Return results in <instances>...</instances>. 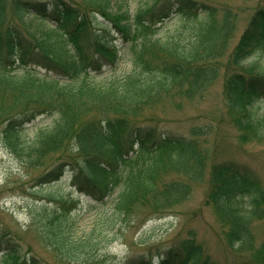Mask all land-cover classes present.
<instances>
[{"label":"trees","instance_id":"1","mask_svg":"<svg viewBox=\"0 0 264 264\" xmlns=\"http://www.w3.org/2000/svg\"><path fill=\"white\" fill-rule=\"evenodd\" d=\"M128 4L0 0L4 145L27 169L44 167L38 183L69 171L76 189L97 201L118 187V213L134 205L149 206L151 212L180 205L193 184L207 177L206 202L226 244L239 256L258 254L252 231L264 217L258 175L235 160L209 157L205 138L212 125L181 135L164 124L185 101L200 98L224 69L223 94L238 141L264 143V107L259 104L264 72L253 64L243 70L245 60L264 48V0H257L237 40L238 12L231 5L217 16L211 0H145L134 9ZM122 49L131 67L117 71ZM106 65L112 71L102 74ZM40 115L51 116V122L26 140L25 124ZM47 225L45 235L39 232L41 239L71 254L73 244L62 224ZM190 235L161 249L148 245L119 264H219ZM261 257L259 264H264ZM0 264L45 263L24 249L20 237L0 227ZM232 264L253 263L241 258Z\"/></svg>","mask_w":264,"mask_h":264},{"label":"rangeland","instance_id":"2","mask_svg":"<svg viewBox=\"0 0 264 264\" xmlns=\"http://www.w3.org/2000/svg\"><path fill=\"white\" fill-rule=\"evenodd\" d=\"M211 1L218 8L217 16L222 15L224 5L237 9V33L242 32L257 5V0ZM128 3L134 9L144 4L145 0H128ZM173 20L167 21L163 28L171 26ZM252 64L264 72V49L247 59L245 66ZM104 68L105 72H110L109 66ZM129 68L126 49H122L116 70ZM223 70L200 98L185 101L182 110L173 112L164 127L176 134L190 135L194 126L212 125L205 138L209 157L232 159L249 166L264 188V143L238 141L237 130L225 104ZM39 72H44V69ZM259 104L264 107V101ZM51 120V116H38L25 125L23 137L30 140L40 126ZM198 137L203 138L201 135ZM43 170L41 166L27 169L0 137V227L20 237L24 249L29 247L45 264H78L84 260H92L95 264H119L143 252L148 245L161 249L173 240L190 234L219 264H232L241 258H248L253 264L262 261L264 217L252 224L256 247L260 252L254 256L250 253L239 256L226 244L213 208L206 202L207 177L193 184L190 196L180 205L160 212H151L149 206L134 205L131 211L118 213L114 205L118 187L105 201H97L72 185L68 171L52 182L38 183L37 175ZM49 221L62 224L66 240L73 244L71 254L62 253L63 247L54 249L53 242L50 246L41 239L42 234L48 231ZM39 232L42 234L39 235Z\"/></svg>","mask_w":264,"mask_h":264}]
</instances>
